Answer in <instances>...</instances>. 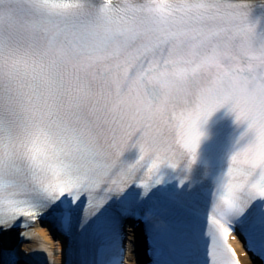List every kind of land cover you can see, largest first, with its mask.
Wrapping results in <instances>:
<instances>
[{"label": "snow or ice", "instance_id": "obj_1", "mask_svg": "<svg viewBox=\"0 0 264 264\" xmlns=\"http://www.w3.org/2000/svg\"><path fill=\"white\" fill-rule=\"evenodd\" d=\"M165 3L151 0L153 6ZM189 5L184 15L192 22L185 35L193 49L174 71L164 69L156 50L161 41L184 35L174 37L150 22L164 8L129 9L122 26L139 33L144 47L123 56L102 83L68 88L70 107L92 134L87 167L79 162L85 146L67 129L50 134L33 122L34 116L15 124L7 137L0 128V231L16 226L27 240L42 217L68 219L82 199L96 210L137 186L148 193L162 182V171L184 164L187 171L196 158L202 123L227 108L237 124L246 126L241 137L246 146L230 158L211 217L206 209L205 264H238L228 246L229 237L236 239L230 222L242 216L264 219V204L257 203L264 201V55L257 47L264 34L249 24L244 4L189 0ZM142 164L150 184L137 176ZM178 180L182 185L184 175ZM98 192L104 193L102 200Z\"/></svg>", "mask_w": 264, "mask_h": 264}, {"label": "clouds", "instance_id": "obj_2", "mask_svg": "<svg viewBox=\"0 0 264 264\" xmlns=\"http://www.w3.org/2000/svg\"><path fill=\"white\" fill-rule=\"evenodd\" d=\"M154 7L165 11L152 15L151 23L174 37L184 35L161 41L156 50L164 69L172 72L193 49L185 35L192 22L184 15L189 0H166L155 6L151 0H7L0 4V128L5 137L15 124L34 116L33 122L50 134L62 129L74 133L86 149L79 162L85 167L92 163V134L70 107L67 90L79 83H102L123 56L143 48L140 34L122 26L123 14ZM259 40V55H264V36Z\"/></svg>", "mask_w": 264, "mask_h": 264}, {"label": "bare ground", "instance_id": "obj_3", "mask_svg": "<svg viewBox=\"0 0 264 264\" xmlns=\"http://www.w3.org/2000/svg\"><path fill=\"white\" fill-rule=\"evenodd\" d=\"M142 232H143V228H140V227L135 231V234L137 235L136 236V251H137L138 257L141 261V264H142V260L144 258V255L142 254L144 246H141V243H140V240H141L140 238H142L141 237ZM138 236L140 237L139 241H137ZM38 241H39V243H45L46 245H49V247H51V251L54 254H57L56 255V261L57 262L62 261L61 255L58 254V251L56 252L54 249L52 238L50 237L47 230H44V229L40 230V237H38ZM38 246L39 245H37V244H31V243L30 244H28V243L27 244H20L19 236L16 233H9V234H5V235L0 237V253L2 250L14 251V252H16L17 256L20 259L25 258L34 249L39 248ZM62 248L68 249L69 247L66 244L65 240L61 238V242L58 243V249L62 250ZM251 253H252V251H251ZM132 257L133 256L131 254H129V258L132 259ZM256 259H257L256 256H254V254H253V262L255 264H262V262H259L260 259H258V260H256ZM21 264H24V263H21ZM245 264H250V261L246 260Z\"/></svg>", "mask_w": 264, "mask_h": 264}]
</instances>
